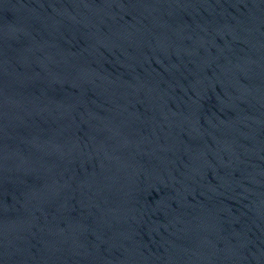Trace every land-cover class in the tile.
Returning a JSON list of instances; mask_svg holds the SVG:
<instances>
[{"label":"water","instance_id":"95a60500","mask_svg":"<svg viewBox=\"0 0 264 264\" xmlns=\"http://www.w3.org/2000/svg\"><path fill=\"white\" fill-rule=\"evenodd\" d=\"M0 264H132L61 0H0Z\"/></svg>","mask_w":264,"mask_h":264}]
</instances>
